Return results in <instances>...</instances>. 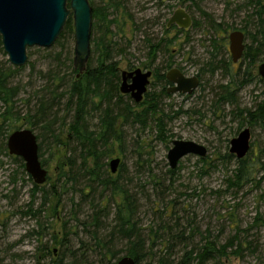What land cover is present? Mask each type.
<instances>
[{"label": "rangeland", "instance_id": "obj_1", "mask_svg": "<svg viewBox=\"0 0 264 264\" xmlns=\"http://www.w3.org/2000/svg\"><path fill=\"white\" fill-rule=\"evenodd\" d=\"M116 1L120 7L118 11L112 10L116 13L110 19H117L119 23L117 27H108L106 41L112 48L111 62L118 75L121 71L137 68L142 71L160 70L150 78L146 92L150 97L147 98L145 94L143 102L138 104L128 95L119 93L118 80L117 93L122 97L111 99L114 115L121 114L126 105L131 107L134 115L127 119L119 116L121 144L114 142L113 147L109 146L113 153L103 159L107 171L109 160L115 157L120 158L125 167L119 176L120 184L135 200V221L140 235L145 239L146 257L139 264H159L162 258L165 264H180L186 253L203 246L205 240L214 241L219 247L237 229L240 231L238 239L242 252L239 255L231 254L236 246L233 244L227 249V257L204 264H264V127L252 123L246 112L240 113L241 110L255 111L256 106L264 100V82L257 75V67L264 59L255 51L258 30L254 16L255 0ZM101 2L90 0L91 7H98ZM261 3L264 4V0ZM178 8L189 14L193 25L178 34L176 29L170 27L166 35L164 25ZM200 12H205L209 17ZM211 23L218 25L219 29L209 28ZM68 24L71 33H66ZM232 31H240L244 35V51L237 63H232L228 51V35ZM61 34L64 36L61 40L64 48L67 49L68 45L72 47V59L74 40L71 15ZM99 34V30L92 27V38ZM175 35L176 43L170 47L169 54L157 52L153 58L148 54L146 40L156 43ZM52 47L27 50L28 65L16 72L13 79V83L21 87L16 100L20 120L4 127L0 143L13 131L29 128L24 118L34 112L36 94L45 86L43 76L51 67L48 57ZM209 61L214 64L212 72L206 68ZM169 64L171 67L167 68ZM0 66L14 68L2 48ZM169 69H178L188 78L197 77L198 88L191 95L163 93L164 85L157 78ZM61 70L69 76L67 68L62 67ZM69 77L72 79L71 75ZM244 80L245 83H241ZM229 84L234 100L231 103H217L223 88ZM25 99L28 104L24 102ZM98 100L95 97L93 102L97 104ZM151 106L152 110L156 106L155 110L158 111H151ZM70 108L65 107L64 98L58 109L53 110H57L58 119L63 120L64 130L60 137L65 139V143L73 116ZM104 108V103L98 110L89 107L85 119L90 130H99ZM158 120L164 125L165 133L162 136L158 131ZM245 128L249 129L251 135L250 150L244 158L248 159L251 167L252 180L239 188L228 189L226 180L236 170L237 164L234 157L229 160L222 157L229 154L230 140ZM33 131L38 133L36 129ZM173 140L202 145L207 149V155L204 159L186 156L172 170L174 173L169 174L168 170L171 169L166 156ZM39 142L42 143L41 159L47 160L44 167L48 174V180L39 187L49 191L52 184L57 185L60 200L50 193L42 206V192L32 198L33 182L21 166L23 161L9 155L6 146L2 148L0 264H48L61 253L65 255L63 264H106L109 256L104 258L103 254L107 250L116 253L110 263L125 256L127 240L114 234L115 202L108 198L109 190L101 189L96 183H92V192L88 190L91 182L79 169V152L75 154V165L64 167L65 176H60V162H67V158L72 156L67 143L56 146L49 137ZM118 174L119 167L112 176L117 178ZM72 175L75 180L70 181L68 177ZM116 200L119 201L118 198ZM165 206L166 211L161 213ZM95 212L100 213L99 226L89 227L90 217ZM30 213L37 215L32 217ZM162 224L168 229H162ZM65 233L64 245L60 246ZM93 234L100 242L98 246L92 238ZM48 250L52 252L51 256ZM70 253L75 255L70 256ZM193 254L194 257L196 251Z\"/></svg>", "mask_w": 264, "mask_h": 264}, {"label": "trees", "instance_id": "obj_2", "mask_svg": "<svg viewBox=\"0 0 264 264\" xmlns=\"http://www.w3.org/2000/svg\"><path fill=\"white\" fill-rule=\"evenodd\" d=\"M88 1L90 3V0ZM118 8L119 7H115V10H118ZM254 10L256 24L258 26L257 39L255 40V51L256 55H258L259 57L263 56L264 59V4L261 3V0H255ZM200 13L203 16L209 17V15L205 12ZM92 17L94 20L92 27L98 28L101 34L95 39H93L91 29L90 58L86 66L85 72L78 78H76L77 72L73 70L71 64L72 47L68 45L67 49L64 48L61 42L64 36L60 34L54 44L55 46L50 49V55L48 58L51 61V67L44 73L43 76L46 80L45 86L43 87V90L39 92V94H36L37 104L35 106L34 112L29 117L26 116L24 120L29 126L28 129H31L32 131L33 129L38 130V133H36L35 135L37 137L39 146L40 162L43 166L46 165L47 160L41 159L43 154L40 153L42 144L41 142H39L40 140L43 141L46 137H49L51 143L56 146L64 144L66 145L67 143V147H69L72 156L67 158V162L63 160L60 162V176H65L64 167L69 166L71 168L75 165L77 160L75 154L76 152H79V154L77 155V158L79 159L80 163L79 169L84 171V175L87 177L88 181L91 182L88 187V190L92 192V183H96L103 190H109L110 197L108 198L110 199V201L115 202L114 221L116 223V228L114 229V234L120 235L127 240V249L125 256L132 258L135 264H139V262H141L146 257L145 239L143 238V236L140 235V230H138L135 221V200L133 196L129 194L127 190H124L120 184L119 176L124 171L125 167L120 161L121 164H119V174L117 178H115L112 176L113 174L109 172V168L108 171L106 170L107 164L103 163V159L108 158V156L113 153L112 150L108 149L109 146L113 147L114 142L121 144L119 138L120 132L118 131L119 116L121 115L127 119L131 118L134 113H132L131 107L126 105V107H124V110H122L121 114L114 115L113 107H111L112 105L114 106V104H110L112 103L111 99H118L122 96H119L117 93V83L119 80V75L114 63L112 64L111 62L112 48L110 47V44L106 41V32L102 31L107 21V13L103 8L95 6L92 7ZM69 26L70 25L68 24L66 27V33H71V31L68 30ZM209 28L216 30L219 29V26L214 23H211V26ZM176 31L177 34L184 32L183 30L179 29H176ZM164 33L166 35L169 34V30L167 29L166 24L164 25ZM176 39L177 38L175 35L173 38H163L156 43H153L151 40H146L148 54L151 55V57H155L157 52L169 54V52H171L170 47L173 43H176ZM178 46H180V44H178ZM213 48L214 51H216L214 46ZM210 55L213 56L214 53L211 52ZM251 59L254 60L253 58ZM24 67L3 68L0 66V136L3 135L2 130L5 126H10L14 121L16 122L20 120L18 111L16 110V100L21 92V87L18 83H13V79L15 73L24 69ZM62 67L67 68V70H69V76L71 75L72 79H70V77L65 71L62 72ZM170 67L171 64L167 66V68ZM213 67L214 64L212 61L206 63L207 71L212 72ZM159 78L161 81L165 82L164 75H160ZM241 83H245V80ZM231 87V84H229L223 88V92L218 96L217 103H231L234 100V93L231 91ZM164 92H166V87H163V93ZM95 97L99 99L97 104L93 102L95 100ZM146 97L148 98L150 97V95L146 94ZM64 98L65 107L67 109L68 107H71L73 111L72 122L67 128L69 136L67 138L66 143L64 142L65 139L60 137L61 132L64 130L62 124L63 120L62 118H59L61 121V124L59 126V119L57 117L56 112L57 110L53 112L54 108L58 109V105ZM24 102L28 104L27 99H25ZM103 103L105 105V108L102 111V117L99 121V130L92 131L88 128L85 119L88 114V109L90 107V109L92 110H98ZM155 107L156 106H154V109L152 110L153 107L151 106L150 110L158 111V109L155 110ZM243 112L247 113V116L249 117L252 123H259L264 127V100L256 106L255 111H240V113ZM135 116L138 117L139 115L135 114ZM140 117L141 116H139L138 118ZM140 121L143 122L142 120ZM157 126L158 131L162 136L165 133L163 122L161 120H158ZM55 127L57 129H55ZM4 138V141H1L0 143V152L2 151V148L4 149L6 146L7 138ZM233 157V155L228 154L225 157L223 156L222 158H226L227 160H229ZM202 162L207 163L206 160H203ZM1 163L2 162L0 161V164ZM236 164V170L232 173L231 177L226 180V183L228 184V189L239 188L241 187V185L250 183L252 180L250 175L251 167H249L248 165V159L243 158L241 160H236ZM21 166L22 168H24V164L21 163ZM168 173L173 174L174 171L168 170ZM68 179L72 181L75 180V177L74 175H72L71 177H68ZM39 192H42V206H44V201L46 202L48 200L50 193L52 194V196L55 197V199L60 200V192H58L57 185L55 184H52V186L49 188V191H45L44 188H40L39 186L33 184L32 198L36 193ZM116 198L119 199L118 202ZM109 199L107 200V202H109ZM102 211H104V209ZM165 211L166 206L164 207V211H162L161 213ZM30 215L32 217H35L37 214L30 213ZM99 216L100 213L96 212L91 215V222L89 224V227L92 225L94 227L99 226ZM258 219L259 218H256V220ZM38 225L39 227H41L40 224ZM162 225H164L162 229H168L165 224ZM239 234L240 231L237 229L235 234L229 240H227L225 244H222L219 247L216 246V243L214 241L212 242L205 240L203 246H200L195 250L196 254L194 257L193 253H195V251L192 249L191 251L185 254L184 259L180 262V264H204L210 260H214L219 257H227L229 254L227 252V249L233 247V244L236 245L235 250L230 253L234 255H239L243 249L242 244L238 239ZM155 235L156 233H154V237ZM66 236L67 234L65 233L63 235L62 241L60 242V246L64 245L63 242L65 241ZM109 237L112 238L111 236ZM92 238L96 240V246H98L100 242L98 241L96 235L93 234ZM181 239L182 236L180 240ZM105 252L106 253L103 254V257L105 258L106 255L109 256V263L107 261L106 264H116L118 260H116L114 263H110V259H113L116 253L111 250H107ZM47 253L49 255L52 254V252H50L49 250ZM74 255V253H70V256ZM64 257L65 255H62L61 253L60 256L56 257L55 259H51L48 264H63ZM159 264H165L163 258L159 260Z\"/></svg>", "mask_w": 264, "mask_h": 264}, {"label": "water", "instance_id": "obj_3", "mask_svg": "<svg viewBox=\"0 0 264 264\" xmlns=\"http://www.w3.org/2000/svg\"><path fill=\"white\" fill-rule=\"evenodd\" d=\"M73 22L72 68L82 75L88 64L91 50L92 7L88 0H0V39L3 53L14 68L27 64V50L30 48H51L60 36L67 19ZM176 26L188 30L192 19L188 13L178 8L167 21L166 27ZM228 51L232 63H237L244 51V35L232 31L228 35ZM257 75L264 82V62L257 67ZM119 93L128 95L135 103H141L149 85L151 72L139 69L122 72ZM172 87L167 93L189 95L198 88L196 77H185L178 69L169 70L166 75ZM129 81V82H128ZM250 131L245 128L229 142V154L236 160L243 159L250 150ZM167 153L169 168L174 170L178 162L189 155L204 159L207 149L192 141L173 140ZM6 148L9 155L20 158L24 169L33 184L42 186L47 180V170L39 158V146L35 133L28 128L13 131L7 138ZM120 158L108 162L109 172L115 174ZM116 264H135L128 256L120 258Z\"/></svg>", "mask_w": 264, "mask_h": 264}, {"label": "flooded vegetation", "instance_id": "obj_4", "mask_svg": "<svg viewBox=\"0 0 264 264\" xmlns=\"http://www.w3.org/2000/svg\"><path fill=\"white\" fill-rule=\"evenodd\" d=\"M101 1H103V2H101V4H100V6H98L99 8H103L104 10H105V12L107 13V18H106V24L104 25V27H103V29H102V31L103 32H106V36H107V34L109 33V30H108V27L109 26H111V25H114V26H118V23H119V20H117V19H110V16H114L113 14L114 13H116V12H114V11H118V10H115V7H120V5H119V3L115 0V1H111V2H109V0H108V2H105V0H101ZM97 7V6H96ZM112 10H114V11H112ZM124 17V16H123ZM170 18V17H169ZM192 19V18H191ZM168 21V20H167ZM93 22H94V20H93V17H92V24H93ZM166 24H167V22H166ZM192 25H193V20H192ZM171 28H174V29H178L176 26H174V25H172V26H170ZM169 27V28H170ZM92 29V28H91ZM94 29H97V30H99L98 28H94ZM168 29V28H167ZM179 30H182V29H179ZM183 31H187V30H183ZM100 34H101V32H99ZM99 34V35H100ZM137 69H139V68H137ZM136 70V69H135ZM139 70H141V69H139ZM169 70H171V69H169ZM168 70V71H169ZM134 70H132V71H124V72H127V73H130V72H133ZM142 71V70H141ZM147 71H150L151 72V77H152V75L153 74H157V73H160V70H158V72L157 71H155L154 69H153V71H151V70H146V71H142V72H147ZM167 71V72H168ZM123 71H121L120 72V75H121V73H122ZM166 72V73H167ZM166 73H164V74H160V75H164V79H165V82H163V81H161L160 80V78H157L158 80H160V82L161 83H163V85H164V87H166V86H169V87H167L166 88V92H167V90L169 89V88H171L172 87V84L170 83V82H168L167 81V79H166V77H165V75H166ZM120 75H119V85H120V83H121V77H120ZM160 75H159V77H160ZM150 77V78H151ZM150 78H149V83H150ZM197 78V77H196ZM198 79V78H197ZM199 81V80H198ZM129 82V81H128ZM199 86V85H198ZM148 87V86H147ZM196 90V89H195ZM118 91H119V87H118ZM147 92V91H146ZM146 94V93H145ZM145 94H144V96H145ZM176 94H178V93H176ZM192 94V93H191ZM191 94H189V95H191ZM122 95V94H121ZM179 95H184V94H179ZM144 96H143V99H144ZM143 101V100H142Z\"/></svg>", "mask_w": 264, "mask_h": 264}]
</instances>
